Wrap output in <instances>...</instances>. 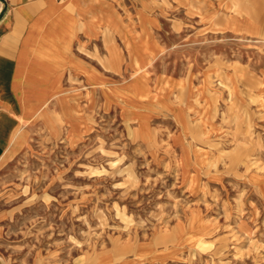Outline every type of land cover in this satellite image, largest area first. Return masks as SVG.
<instances>
[{
  "label": "rangeland",
  "instance_id": "374dc122",
  "mask_svg": "<svg viewBox=\"0 0 264 264\" xmlns=\"http://www.w3.org/2000/svg\"><path fill=\"white\" fill-rule=\"evenodd\" d=\"M113 3L143 69L0 166V260L264 264V0Z\"/></svg>",
  "mask_w": 264,
  "mask_h": 264
},
{
  "label": "crops",
  "instance_id": "0c3cea01",
  "mask_svg": "<svg viewBox=\"0 0 264 264\" xmlns=\"http://www.w3.org/2000/svg\"><path fill=\"white\" fill-rule=\"evenodd\" d=\"M120 18L113 0H0V166L33 129H89L84 107L111 103L106 89L143 69L136 29Z\"/></svg>",
  "mask_w": 264,
  "mask_h": 264
},
{
  "label": "bare ground",
  "instance_id": "6f19581e",
  "mask_svg": "<svg viewBox=\"0 0 264 264\" xmlns=\"http://www.w3.org/2000/svg\"><path fill=\"white\" fill-rule=\"evenodd\" d=\"M104 87V86H103ZM108 100V99H107Z\"/></svg>",
  "mask_w": 264,
  "mask_h": 264
}]
</instances>
